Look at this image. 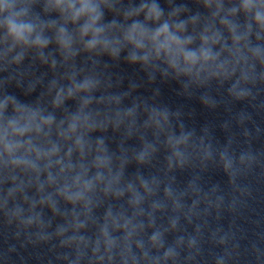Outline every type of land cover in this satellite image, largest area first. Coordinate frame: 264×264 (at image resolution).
Returning <instances> with one entry per match:
<instances>
[{"label":"clouds","instance_id":"obj_1","mask_svg":"<svg viewBox=\"0 0 264 264\" xmlns=\"http://www.w3.org/2000/svg\"><path fill=\"white\" fill-rule=\"evenodd\" d=\"M0 264H264V0H0Z\"/></svg>","mask_w":264,"mask_h":264}]
</instances>
